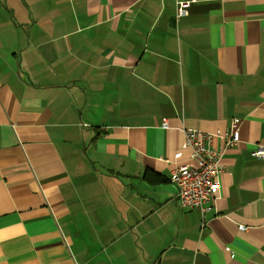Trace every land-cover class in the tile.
<instances>
[{"label": "crops", "instance_id": "1", "mask_svg": "<svg viewBox=\"0 0 264 264\" xmlns=\"http://www.w3.org/2000/svg\"><path fill=\"white\" fill-rule=\"evenodd\" d=\"M233 119L182 208L183 131ZM258 146L264 0H0V264H264Z\"/></svg>", "mask_w": 264, "mask_h": 264}, {"label": "built area", "instance_id": "2", "mask_svg": "<svg viewBox=\"0 0 264 264\" xmlns=\"http://www.w3.org/2000/svg\"><path fill=\"white\" fill-rule=\"evenodd\" d=\"M197 1L174 0L176 16H185L188 8ZM237 123V119L231 120L226 132L203 133L192 129L183 131L189 163L172 170L169 178V181L177 187L178 201L182 208L199 210L201 213L209 210L207 204L219 191L222 156L227 149L235 147L239 142ZM251 156L255 159L263 158V147H256ZM240 229L249 230L243 226H240Z\"/></svg>", "mask_w": 264, "mask_h": 264}]
</instances>
